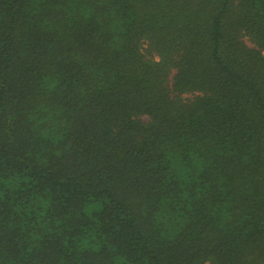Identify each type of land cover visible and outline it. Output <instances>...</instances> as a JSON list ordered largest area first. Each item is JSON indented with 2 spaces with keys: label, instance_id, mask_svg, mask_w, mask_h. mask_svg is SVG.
Here are the masks:
<instances>
[{
  "label": "trees",
  "instance_id": "trees-1",
  "mask_svg": "<svg viewBox=\"0 0 264 264\" xmlns=\"http://www.w3.org/2000/svg\"><path fill=\"white\" fill-rule=\"evenodd\" d=\"M0 264H264V0H0Z\"/></svg>",
  "mask_w": 264,
  "mask_h": 264
}]
</instances>
